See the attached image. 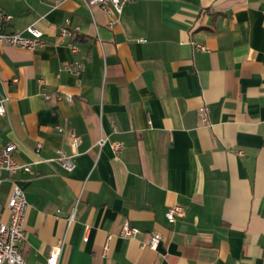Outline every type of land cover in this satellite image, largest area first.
<instances>
[{"label":"crops","instance_id":"crops-1","mask_svg":"<svg viewBox=\"0 0 264 264\" xmlns=\"http://www.w3.org/2000/svg\"><path fill=\"white\" fill-rule=\"evenodd\" d=\"M0 13L7 31L34 25L46 39L0 45V141L31 164L0 171V211L16 183L25 264L56 245L58 264H264V0H132L118 15L0 0ZM74 62L79 74L62 69ZM173 204L185 214L171 223ZM125 221L136 237H119ZM151 232L156 250L142 245Z\"/></svg>","mask_w":264,"mask_h":264},{"label":"built area","instance_id":"built-area-1","mask_svg":"<svg viewBox=\"0 0 264 264\" xmlns=\"http://www.w3.org/2000/svg\"><path fill=\"white\" fill-rule=\"evenodd\" d=\"M90 5H99L110 13L116 15L120 14L123 7L132 0H86ZM10 15L0 13V45L6 44L26 50H36L46 44L43 32L36 28L34 25H28L25 29L28 35H23L20 32H9L6 30ZM67 23V22H66ZM111 24V23H110ZM61 37L67 35L66 27H62L60 31ZM68 47L76 50L75 44L69 42ZM197 48L204 49L202 45H197ZM84 68L80 62L65 64L62 69L70 71L74 74H79ZM43 83L42 79H39ZM45 99L50 98V94L43 95ZM71 100V97H67ZM6 98L0 100V117L5 114ZM198 117L201 121H206L208 111L207 108L202 106L198 109ZM61 130L60 127H56ZM74 143H77L78 138L72 135ZM113 148L116 152L122 149L120 143H115ZM15 145L13 143H2L0 141V171L6 172L10 177L14 176L19 171L29 172L31 164L17 163L13 158ZM73 155L65 154L62 150H57V155L53 159L66 171H71L74 168L72 161ZM5 208L7 210V218H2L0 211V264H25L23 255L21 253V244L25 239L24 223L28 210V203L23 190L13 183L9 196L6 201ZM185 214V208L180 204H173L168 207L164 215L168 222H174L178 217ZM71 219V218H70ZM140 230L132 226L128 221H125L119 230V237L124 239H131L139 234ZM161 235L157 232L148 234L146 240L142 245L156 250L160 244ZM61 253V246L56 245L51 247L46 264H58L59 256Z\"/></svg>","mask_w":264,"mask_h":264}]
</instances>
